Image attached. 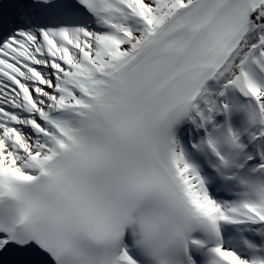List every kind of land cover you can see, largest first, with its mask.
I'll use <instances>...</instances> for the list:
<instances>
[{"label":"snow or ice","instance_id":"snow-or-ice-1","mask_svg":"<svg viewBox=\"0 0 264 264\" xmlns=\"http://www.w3.org/2000/svg\"><path fill=\"white\" fill-rule=\"evenodd\" d=\"M0 264H264V0H0Z\"/></svg>","mask_w":264,"mask_h":264}]
</instances>
